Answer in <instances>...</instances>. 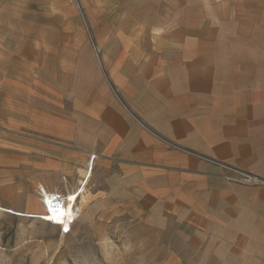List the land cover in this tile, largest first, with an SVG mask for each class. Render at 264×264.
<instances>
[{"label":"crops","instance_id":"crops-1","mask_svg":"<svg viewBox=\"0 0 264 264\" xmlns=\"http://www.w3.org/2000/svg\"><path fill=\"white\" fill-rule=\"evenodd\" d=\"M95 1L76 45L0 0V193L74 192L96 155L100 219L164 232L167 264H264V0Z\"/></svg>","mask_w":264,"mask_h":264},{"label":"rangeland","instance_id":"rangeland-1","mask_svg":"<svg viewBox=\"0 0 264 264\" xmlns=\"http://www.w3.org/2000/svg\"><path fill=\"white\" fill-rule=\"evenodd\" d=\"M12 4L13 15L24 13L31 26L42 24L45 30L59 29L61 39L62 31L69 30V39L76 45L95 41V28L100 24L96 17L99 3L95 0H12ZM21 24L15 21L13 26ZM43 32L46 40L49 33ZM96 53L99 56L97 48ZM3 193L0 206L11 210L0 209V264H167L165 258L174 248L164 232L129 216L100 219L101 205L91 192L87 194V203L78 200L77 207L83 205L79 208L82 212L69 234H61L58 225L43 218L17 213H44L40 189L38 197L16 201L7 197L8 192Z\"/></svg>","mask_w":264,"mask_h":264},{"label":"built area","instance_id":"built-area-1","mask_svg":"<svg viewBox=\"0 0 264 264\" xmlns=\"http://www.w3.org/2000/svg\"><path fill=\"white\" fill-rule=\"evenodd\" d=\"M95 158H96V155H93L91 158L92 166H90L91 169H89L88 177L85 180V182L88 180V178L91 175L92 167H93V161ZM226 167L235 173V176H227V178L229 180L240 182V183H245V184H256V183L262 182V180L260 178H258L257 176H254V175L246 173V172H242V171L235 169V168H232L230 166H226ZM83 185H84V183H83ZM80 191H81V189L78 192H80ZM78 192H77V194H78ZM40 193H41V201L44 204V207L47 209L46 211H43V212H47L49 214L51 212H53V209H54V211H58V210H60V208H65L66 204L70 201L69 192H67V193H61V192H57V191L51 192V191L46 190L45 188H40ZM77 203H78V201L76 202V204ZM51 208H53V209H51ZM75 210H76L77 215H75L74 218L69 223H64V224L58 225V227L60 228L61 234L71 233L73 226H74L76 220L79 218V215H80V211H79L77 205H75ZM65 229H67V230H65Z\"/></svg>","mask_w":264,"mask_h":264},{"label":"bare ground","instance_id":"bare-ground-1","mask_svg":"<svg viewBox=\"0 0 264 264\" xmlns=\"http://www.w3.org/2000/svg\"><path fill=\"white\" fill-rule=\"evenodd\" d=\"M84 180L85 179L83 178V180L80 181L81 184H80L79 187H81L83 185ZM77 191L78 190L76 189V191L69 193L70 201L66 204L65 208H60V210H58V211H54V209L51 208V209H53V212H51L50 214L47 213V212H44V213H40V212H26L25 213L23 211H17V213H19L20 215H28L29 217L43 218V220H45V221H47V222H49V223H51L53 225H60V224H64V223H69L74 218V216L77 215L76 210H75V205H77L76 202L79 199H80V202H83V203H87V201H88V196H87L88 191L86 193V185L81 189L80 192H78V194H77ZM81 207H83V205ZM81 207L79 206V208H81ZM0 209L11 210V208H5L3 206H0ZM44 209H45L44 211L47 210L45 207H44ZM12 212H14V211L12 210ZM80 212H82V211H80Z\"/></svg>","mask_w":264,"mask_h":264},{"label":"snow or ice","instance_id":"snow-or-ice-1","mask_svg":"<svg viewBox=\"0 0 264 264\" xmlns=\"http://www.w3.org/2000/svg\"><path fill=\"white\" fill-rule=\"evenodd\" d=\"M65 230H67V229H65Z\"/></svg>","mask_w":264,"mask_h":264}]
</instances>
